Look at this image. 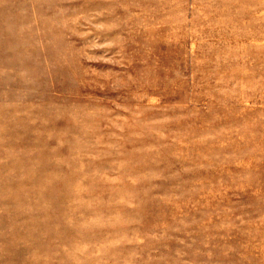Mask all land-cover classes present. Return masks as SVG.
I'll list each match as a JSON object with an SVG mask.
<instances>
[{
    "label": "rangeland",
    "instance_id": "1",
    "mask_svg": "<svg viewBox=\"0 0 264 264\" xmlns=\"http://www.w3.org/2000/svg\"><path fill=\"white\" fill-rule=\"evenodd\" d=\"M0 264H264V0H0Z\"/></svg>",
    "mask_w": 264,
    "mask_h": 264
}]
</instances>
